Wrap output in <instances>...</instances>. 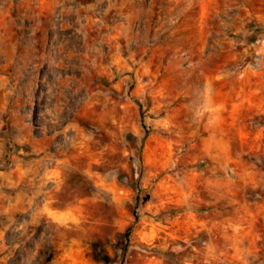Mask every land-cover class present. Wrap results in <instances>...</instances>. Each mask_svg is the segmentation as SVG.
Instances as JSON below:
<instances>
[{
    "label": "rangeland",
    "instance_id": "374dc122",
    "mask_svg": "<svg viewBox=\"0 0 264 264\" xmlns=\"http://www.w3.org/2000/svg\"><path fill=\"white\" fill-rule=\"evenodd\" d=\"M0 264H264V0H0Z\"/></svg>",
    "mask_w": 264,
    "mask_h": 264
}]
</instances>
